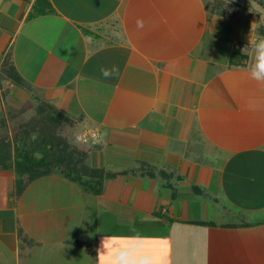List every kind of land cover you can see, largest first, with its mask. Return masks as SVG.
<instances>
[{
    "label": "crops",
    "instance_id": "1",
    "mask_svg": "<svg viewBox=\"0 0 264 264\" xmlns=\"http://www.w3.org/2000/svg\"><path fill=\"white\" fill-rule=\"evenodd\" d=\"M48 1L27 18L35 0H0V63L24 82L1 79L0 114L31 101L67 129L89 122L105 140L80 148L116 175L97 194L80 187L93 200L86 223L75 207L77 229L63 235L68 192L37 212L0 170V264H99L105 237L146 249L145 264H264V83L249 77L250 49L245 66L229 65L252 25L260 37L259 13L219 16L213 0Z\"/></svg>",
    "mask_w": 264,
    "mask_h": 264
},
{
    "label": "trees",
    "instance_id": "2",
    "mask_svg": "<svg viewBox=\"0 0 264 264\" xmlns=\"http://www.w3.org/2000/svg\"><path fill=\"white\" fill-rule=\"evenodd\" d=\"M254 1L259 5L264 3V0ZM241 2L242 0H213L209 7L213 14L236 18L240 8H244L240 5ZM51 10L48 0H35L27 18ZM257 30L260 36H264V26H258ZM245 44L240 42L237 48L233 49L229 57L230 66L246 65L248 57L243 51ZM4 78L12 84L23 86L22 78L7 59L0 63V80ZM37 114V117L21 126L25 135L21 145L14 146L7 136L0 135V170L11 172L13 175L11 196L16 199L29 183L55 173L79 182L87 191L99 193L103 180L113 178L116 174L92 167L88 162L87 152L72 146L66 137L59 135V126L67 121L61 112L40 104Z\"/></svg>",
    "mask_w": 264,
    "mask_h": 264
},
{
    "label": "rangeland",
    "instance_id": "3",
    "mask_svg": "<svg viewBox=\"0 0 264 264\" xmlns=\"http://www.w3.org/2000/svg\"><path fill=\"white\" fill-rule=\"evenodd\" d=\"M240 5H242L244 7V8H240V13L243 10L246 13L247 9L248 10L249 9L254 10L255 12L259 13L258 26H260V25L264 26V3L259 5L254 0H242ZM246 5L248 7H246ZM253 19H254V17H253ZM234 20H236V19H234ZM241 23H242V21H241ZM244 36H246V35H244ZM245 46H247V43L245 44ZM248 49L249 48H247V47H245L243 49V51L247 54V57H248ZM8 84L10 85V83H8ZM6 85H7V83L0 80L1 91L5 90L4 89L5 87H8ZM8 89H10V88H8ZM7 91H9V90H7ZM2 96H3V98L1 97V99L3 100V103H5L4 102L5 96L3 94H2ZM11 110H13V109H11ZM20 110H21V112H19V113H9L8 112V113L0 114V135L3 137L7 136L8 139L10 140V142L12 143V145L14 144V146L15 145H21L22 140H24V138H25V135L21 129L22 128L21 126L24 123L30 121L31 119L37 117V115H38L35 104H32L31 101H27L25 103L24 107L21 109L19 108L18 111H20ZM30 110H33L35 112V115H31L30 118H26V114H28L30 112ZM67 130L68 129L66 127L61 125V126H59L58 133H59V135H62L68 139V131ZM79 149H81V148H79ZM81 150H84V149H81ZM88 150H84V151L87 152V154H89ZM58 174H60V173H55V175L54 174L53 175L48 174V175L42 176L41 178H38V180L36 179L35 181H32L31 183H29L27 185L28 188H26L27 187L26 186L25 187L26 189H24V194L26 193L25 194V202H27L28 207H30V205H32L33 203H37L35 208H37V212H41L43 210L44 206H47L50 204V199L48 200V198H50V196H53L54 197L53 199H58V201H60L59 195H58V197L56 196V194H57L56 191H58V190L65 191L66 190L68 192L67 195H63L62 197L66 201L64 208H66V211L68 213V217L70 219L66 218L64 215L61 216L62 218H55L56 219L55 223H57V222L63 223L61 233L63 235L64 234L66 235L67 233L71 232V230H73L75 228L77 229V227L75 226L76 219H74V217H72V214L75 216V213L73 211L75 209V207H76V209H78L79 226L83 227L84 224L86 223V220H84V221L81 220V216L83 213V211H82L83 205H91L93 200H92L91 195H86V194L81 195V193H80L81 185L79 184V182L71 181L65 177L58 175ZM38 187H40L42 190H44V193L39 192L40 189ZM69 187L73 188V191H70V190L68 191L67 188H69ZM50 189L53 192L51 195H50V191H49ZM75 190H77L79 192V194L77 193L79 197L75 193ZM35 191H37V192H35ZM54 192H55V195H54ZM20 199H21V197H20ZM89 211H90V209H89ZM86 212H88V211H86ZM49 214H51V215L48 217V219L53 218L54 212H49ZM83 217L88 218L87 215H84ZM87 221H88V219H87ZM41 226H43L41 228L42 231H44V228H47L49 231H51V227H49L50 222L41 224ZM79 230H80V228H79Z\"/></svg>",
    "mask_w": 264,
    "mask_h": 264
},
{
    "label": "clouds",
    "instance_id": "4",
    "mask_svg": "<svg viewBox=\"0 0 264 264\" xmlns=\"http://www.w3.org/2000/svg\"><path fill=\"white\" fill-rule=\"evenodd\" d=\"M137 26L142 28L143 21L137 20ZM247 46L253 54V62L248 68L249 77L258 83H264V36L253 35V25ZM118 73L119 69L115 66L111 69H101V74L105 78L118 75ZM31 115H35L33 110L26 114V118H30ZM105 137V132L87 121L78 124L75 128L68 129L69 143L77 148H91L102 144ZM33 138H35V134ZM128 239L142 238L134 237ZM115 240L116 238L112 237L104 238L102 248L97 250L99 264H145V261H151V256L143 247H133L128 244L115 245Z\"/></svg>",
    "mask_w": 264,
    "mask_h": 264
}]
</instances>
